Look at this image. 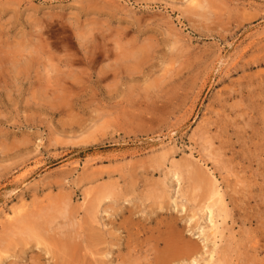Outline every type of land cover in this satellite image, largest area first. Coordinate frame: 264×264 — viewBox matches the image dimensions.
<instances>
[{"label":"rangeland","instance_id":"rangeland-1","mask_svg":"<svg viewBox=\"0 0 264 264\" xmlns=\"http://www.w3.org/2000/svg\"><path fill=\"white\" fill-rule=\"evenodd\" d=\"M192 171L225 220L192 219ZM214 225L190 264H264V0H0V264H65L67 245L66 264H145L158 234Z\"/></svg>","mask_w":264,"mask_h":264},{"label":"bare ground","instance_id":"bare-ground-1","mask_svg":"<svg viewBox=\"0 0 264 264\" xmlns=\"http://www.w3.org/2000/svg\"><path fill=\"white\" fill-rule=\"evenodd\" d=\"M205 1V0H204ZM194 2V1H193ZM204 3V2H203ZM199 4V3H198ZM198 6V5H197ZM199 8H202V11H203V8H206L204 7V4H199ZM205 17V16H204ZM194 169V168H193ZM191 172V171H190ZM176 175L180 176L178 174V172L176 173ZM175 175V176H176ZM192 176V184H191V189H197V190H201L203 192V196L204 197H200L199 196V201H202V205L199 207V209H195L193 207V214H192V219H196V216L199 214V213H209V215L211 216V220L213 222V219L215 218L214 217V208L218 209L216 212V214H218V217H222L223 220L226 219L227 217V214H226V206L224 205L223 201L222 200H214L213 201V190L211 187L213 186L210 185L209 182H207V176H203L201 174V172L199 171H192V173L190 174ZM166 178V177H165ZM206 178V179H205ZM211 181V180H210ZM214 188V187H213ZM157 192V191H156ZM199 192V191H198ZM197 192V193H198ZM164 193V192H163ZM195 193V191H194ZM217 194V192H215ZM152 194V193H151ZM99 195H102V194H99ZM98 195V196H99ZM183 195V194H182ZM198 195V194H197ZM103 196V195H102ZM97 197V199H94L93 202L91 203V206H89V208L86 210V215L87 216H92L93 220L94 221H89L90 223H88L89 225L87 226V228H85V230H82L80 233H91V236H88V240L90 242H94L96 240H102L101 237L99 236H96L98 235H101L100 233H106V229H108V225L107 224H103L101 223V227H99V222L98 220H95V216L98 215V213L100 212V204L103 200H108L112 197V195L110 193L106 194L104 197ZM217 196H219V194H217ZM114 197V196H113ZM149 198V197H148ZM154 198V197H153ZM165 197H162L161 195L159 194H156V200L159 201L161 199H163ZM222 198V196H221ZM220 198V199H221ZM116 199V198H115ZM155 199V198H154ZM219 199V198H218ZM152 201V198L150 199ZM155 200V202L157 203V201ZM224 200V199H223ZM154 201V200H153ZM188 201L192 202L193 199H189ZM211 203H208L210 202ZM69 203V202H68ZM62 205V204H61ZM102 206V205H101ZM62 211H58L60 212L58 215L60 217V214L62 215V220H64L65 222H63L64 224L60 225L58 228H59V233H77L74 230V221L72 220V218L70 219L71 217V210H70V206L68 204H66L64 207L62 206L61 207ZM187 208V207H186ZM185 208V209H186ZM57 209V208H56ZM85 209V208H84ZM160 209H163L162 207H160ZM184 209V208H182ZM59 210V209H58ZM183 211V210H182ZM187 211V209H186ZM56 212V210H55ZM57 213V212H56ZM201 215V214H200ZM208 215V214H207ZM70 216V217H69ZM172 216V215H170ZM73 217V216H72ZM44 218V217H43ZM173 218V217H171ZM175 218V217H174ZM39 219V218H38ZM43 222L41 221L38 222L36 224V229L37 231H39V233H35V230L32 229V233H28L29 236H32L33 239H38L40 238L42 235H46V233H56V230H54V228L52 227L53 223L57 221V218L55 217H51V219L48 217H46V219H42ZM71 220L73 222H71ZM175 224H179L180 223V220L179 218H175L173 219ZM83 221V220H82ZM97 221V222H96ZM76 222V221H75ZM97 225H96V224ZM105 223V222H104ZM172 223V222H171ZM61 224V223H60ZM176 225V226H177ZM73 227V230L70 228V227ZM107 227V228H106ZM32 228V227H31ZM29 228V231L30 229ZM57 228V227H56ZM105 231H104V229ZM175 228V227H174ZM178 228V227H177ZM76 229V228H75ZM28 230V228H27ZM166 230H169V229H166ZM176 230V229H175ZM25 231V230H24ZM77 231V230H76ZM160 231V230H159ZM27 232V231H26ZM31 232V231H30ZM219 230H218V227H216L215 225L213 226L212 230H211V233H210V236L209 235H200V236H194L195 238L194 239H189V240H185L184 238V234L183 233H160L158 234L156 237H155V243H156V247L157 248H160L162 247L160 250H156L153 258L147 260V263L145 264H190V263H195L199 257V255L201 254H206L207 253V246H205V242H209L211 240H214V241H217L218 238H222V235L220 234L219 235ZM64 234V235H65ZM54 235V234H53ZM66 234V237H70V235ZM154 235V234H153ZM63 236V235H61ZM78 236V235H77ZM102 236V235H101ZM152 236V235H151ZM26 237V236H25ZM53 237V236H51ZM105 237V236H103ZM102 237V238H103ZM154 237V236H153ZM54 238V237H53ZM30 239V238H29ZM196 239V240H195ZM60 240H63L62 237ZM66 240V238H65ZM71 240L73 241L72 237H71ZM106 240V239H105ZM199 240L203 241L204 243V246L200 245L199 243ZM60 242V241H59ZM62 242V241H61ZM105 242V241H104ZM96 243V242H94ZM98 243V242H97ZM103 243V242H102ZM202 243V242H201ZM216 242H214L215 244ZM66 244V243H64ZM61 245V250L64 249L62 248V246H65V245ZM74 244V243H73ZM117 244V242H116ZM213 244V243H212ZM153 245V244H152ZM218 245V244H217ZM73 246V245H72ZM93 246V245H92ZM95 246V244H94ZM97 246V245H96ZM99 246V245H98ZM155 248V247H154ZM153 248V249H154ZM217 248V247H216ZM53 250V249H51ZM51 252V251H50ZM208 252H211L210 253V260L208 262H206L205 264H225L224 263V260L225 261H228V254H229V251L228 250H225L224 249H212V250H209ZM76 253V252H75ZM75 253L73 251V248L72 247H68V245L66 246V249L63 250L62 252H57L56 254L59 256V258H61V261L63 263H73V261H75ZM54 253H52L53 255ZM218 255V259L214 262V256ZM79 258V256H77ZM120 257H123V256H120ZM81 258V257H80ZM79 258V259H80ZM79 259H77V263H79ZM82 259V258H81ZM80 259V260H81ZM227 259V260H226ZM60 260V259H59ZM123 260V258H122ZM133 261V260H132ZM250 261V260H248ZM82 262L85 264V260ZM81 262V263H82ZM129 262V261H128ZM190 262V263H189ZM253 262V261H252ZM123 263V262H122ZM132 264V263H131Z\"/></svg>","mask_w":264,"mask_h":264}]
</instances>
